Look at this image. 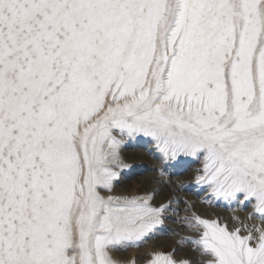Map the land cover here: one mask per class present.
<instances>
[{"label": "snow or ice", "instance_id": "obj_1", "mask_svg": "<svg viewBox=\"0 0 264 264\" xmlns=\"http://www.w3.org/2000/svg\"><path fill=\"white\" fill-rule=\"evenodd\" d=\"M114 133L203 155L197 182L264 220V0H0V264H118L161 223L102 194ZM193 221L208 264H264V228Z\"/></svg>", "mask_w": 264, "mask_h": 264}, {"label": "rangeland", "instance_id": "obj_2", "mask_svg": "<svg viewBox=\"0 0 264 264\" xmlns=\"http://www.w3.org/2000/svg\"><path fill=\"white\" fill-rule=\"evenodd\" d=\"M114 134L121 141L118 149L119 161L113 166L117 177L112 188L105 189L102 194L129 199L148 198L151 207H159L161 204L166 206L161 213V223L146 238L111 251L118 264H149L155 253L168 255L177 262L187 260L190 264H208L212 257L205 254L202 246L198 244L203 227L196 226L194 221L190 225L189 221L193 216L217 221L221 226L226 225L230 231L241 227L242 235H246L247 229L253 226L264 228V220L258 214L250 215L254 212V200L243 205L239 201L225 200L216 197L207 184L197 182L196 176L202 174L203 155L197 158L182 154L172 160L165 156L158 142L152 137L143 134ZM155 174L184 179L185 191L192 198L200 196L201 202H209L208 205L212 206L203 208L190 198L188 207L183 208L182 203H187L186 201L175 199L167 192H157V188L153 186L152 189L146 188L153 182L152 176ZM240 199L243 200V197ZM187 253H192V257Z\"/></svg>", "mask_w": 264, "mask_h": 264}, {"label": "bare ground", "instance_id": "obj_3", "mask_svg": "<svg viewBox=\"0 0 264 264\" xmlns=\"http://www.w3.org/2000/svg\"><path fill=\"white\" fill-rule=\"evenodd\" d=\"M152 180H153V182H151V185L149 184L146 188L152 189V186H153V188L154 187L157 188V192L158 191L159 192H167L168 195L173 196L175 199H181L183 201H186L187 203H184V202L182 203L183 208L186 207L187 204H189L188 201L190 198H192V196L190 194H188V192L185 191L186 190L185 189L186 183H185L184 179L179 178V177H175V176L169 177V176L163 175V174H155L154 176H152ZM192 199H194L196 201V203L198 205L200 204L201 207H203V208L212 206V205L211 206L208 205L209 202H205V203L201 202L200 196H199V198L197 196H193ZM176 224H178V221L176 222ZM188 255L192 257L193 254L191 253Z\"/></svg>", "mask_w": 264, "mask_h": 264}]
</instances>
